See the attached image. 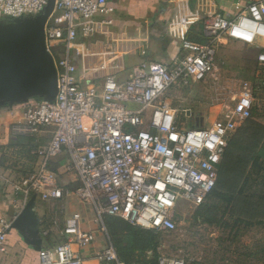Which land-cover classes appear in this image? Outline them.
Instances as JSON below:
<instances>
[{
    "label": "built area",
    "instance_id": "1",
    "mask_svg": "<svg viewBox=\"0 0 264 264\" xmlns=\"http://www.w3.org/2000/svg\"><path fill=\"white\" fill-rule=\"evenodd\" d=\"M48 1L0 0V19L37 16ZM110 12L107 0H54L44 32L57 71L55 99L11 110L20 116L10 122L7 136H0V184L12 191L11 214L0 215V258L7 252L12 222L32 195L46 204L73 198L90 207L105 234L107 218L144 230L173 231L178 201L197 207L205 202L229 138L251 117L249 89L228 114L206 128L178 124L165 96L174 87L205 80L214 70L222 39L259 48L257 63L264 67V0L243 5L234 17H204V42L185 38L174 62L141 63L122 82L115 77L118 71L105 73L103 61L89 62L96 54L85 53L82 41L106 32L113 24ZM106 53L113 56L110 49ZM79 58L80 67L74 63ZM19 139L31 147L7 148L9 141ZM61 155L62 173L74 175V188L61 185L51 168ZM81 223V214L72 213L58 232L61 241L41 248L39 264H83L80 251L95 237ZM51 231L45 228L40 234L47 238ZM95 258L100 264H123L111 244ZM157 264L184 263L158 258Z\"/></svg>",
    "mask_w": 264,
    "mask_h": 264
},
{
    "label": "rangeland",
    "instance_id": "2",
    "mask_svg": "<svg viewBox=\"0 0 264 264\" xmlns=\"http://www.w3.org/2000/svg\"><path fill=\"white\" fill-rule=\"evenodd\" d=\"M228 41L220 50L217 47L214 70L205 80L184 88L174 87L166 94V99L176 111L178 124L186 128H206L228 114L248 89L253 95V116L264 122V67L257 63L259 48ZM16 143L23 147L26 142ZM261 162H264V152L259 155ZM259 178L254 183L250 181L243 185V178L234 182L230 177L221 193L225 198L210 195L199 207L178 201L175 229L156 232V250L144 251L143 254L135 252L131 261L156 264L158 258H165L179 259L184 264H264V227L257 218L246 215L240 202L233 206L226 200L231 191L241 188L244 194L261 192L259 184L262 178ZM39 206L45 212L55 214L57 221L62 216L49 204ZM105 227L109 242L113 244L107 221ZM55 235V241H61L59 233Z\"/></svg>",
    "mask_w": 264,
    "mask_h": 264
},
{
    "label": "crops",
    "instance_id": "3",
    "mask_svg": "<svg viewBox=\"0 0 264 264\" xmlns=\"http://www.w3.org/2000/svg\"><path fill=\"white\" fill-rule=\"evenodd\" d=\"M253 1L256 0H107V5L111 9L107 16L112 19L113 24L107 28L104 34H97L82 40L86 45L84 51L96 54V57L89 59L90 63L103 61L102 63L106 64L105 73L118 71L115 77L117 81L122 82L129 79L133 68L141 63L169 64L174 62L180 54V45L185 38L204 42L202 36L204 17L213 14L234 17L243 5ZM228 42L227 39H222L218 47L219 50ZM107 49H110L113 56L107 55ZM74 63L76 65L79 63L80 67L82 61L80 58L74 59ZM89 84L91 83L83 82L82 86ZM19 108L21 107L0 109V136H7L10 122L20 116V111L15 115L10 114V111ZM252 109H254L253 105ZM254 120L264 125L260 118L254 117ZM18 141L26 143L22 147L17 145V141H12V144H7V148L8 146H18L26 150L29 141L26 139ZM19 152L22 151L19 150ZM63 159H65L64 155L54 159L51 168L58 173L61 185L74 188L76 186L74 175L62 173ZM11 197V189L0 184V215L11 214ZM37 201L39 200H36L35 209L40 220V232L45 228H51L53 231L47 238L41 236L42 248L49 246L51 242H56L55 234L60 232L72 213H80L81 228L84 231L92 232L95 237V241L91 245L80 251L84 259L83 264H100L95 258L96 254L111 243L108 233L100 232L94 223L93 210L73 198L64 199L49 204L50 208L62 213L57 221L55 214L45 212L39 206L43 202L37 203ZM53 225L55 227H52ZM6 247L7 252L1 256L0 264H39L38 252L26 246L12 229L8 234Z\"/></svg>",
    "mask_w": 264,
    "mask_h": 264
},
{
    "label": "water",
    "instance_id": "4",
    "mask_svg": "<svg viewBox=\"0 0 264 264\" xmlns=\"http://www.w3.org/2000/svg\"><path fill=\"white\" fill-rule=\"evenodd\" d=\"M49 0L37 16L0 21V109L22 107L34 99L52 102L57 93V71L45 44V23L53 11ZM36 196L21 209L11 229L36 252L42 248Z\"/></svg>",
    "mask_w": 264,
    "mask_h": 264
},
{
    "label": "trees",
    "instance_id": "5",
    "mask_svg": "<svg viewBox=\"0 0 264 264\" xmlns=\"http://www.w3.org/2000/svg\"><path fill=\"white\" fill-rule=\"evenodd\" d=\"M61 50V47L55 48L57 53ZM39 101L41 100L37 98L33 100V102ZM253 111L252 109L251 117L245 120L229 138L218 167L215 187L207 197L213 195L225 198L221 193L230 177L234 182L243 178V185H247L250 181L254 183L261 177L263 180L259 184L261 192L249 195L244 194L241 188L239 191H231L230 197L226 200L233 206L240 202L246 210V215L257 218V222L264 227V162L259 163V155L264 152V125L254 120ZM26 146L31 147V142ZM106 221L112 246L121 263L138 264L131 261L135 252L143 254L144 251L156 250L155 231L134 227L118 218H107ZM155 263L157 264V260Z\"/></svg>",
    "mask_w": 264,
    "mask_h": 264
}]
</instances>
